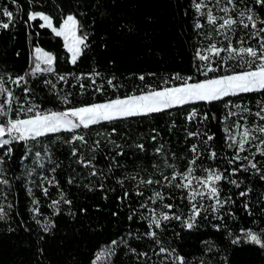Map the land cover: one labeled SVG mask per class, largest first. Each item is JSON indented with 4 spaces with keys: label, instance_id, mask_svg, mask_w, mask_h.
Here are the masks:
<instances>
[{
    "label": "trees",
    "instance_id": "16d2710c",
    "mask_svg": "<svg viewBox=\"0 0 264 264\" xmlns=\"http://www.w3.org/2000/svg\"><path fill=\"white\" fill-rule=\"evenodd\" d=\"M195 3L0 0V25L9 24L0 26V123L248 71L246 54L209 49H259L264 5L203 0L197 11ZM248 9L256 28L239 15ZM33 12L55 28L76 17L87 47L75 64L61 36L29 19ZM221 18L237 23L221 29ZM36 49L54 58L51 67L35 69ZM262 109L264 89L237 92L0 146V264H264V248L247 239L252 231L264 241ZM245 128L256 138L240 151ZM189 168L191 184L221 175L218 197L191 198L182 186Z\"/></svg>",
    "mask_w": 264,
    "mask_h": 264
},
{
    "label": "snow or ice",
    "instance_id": "6c2138e0",
    "mask_svg": "<svg viewBox=\"0 0 264 264\" xmlns=\"http://www.w3.org/2000/svg\"><path fill=\"white\" fill-rule=\"evenodd\" d=\"M257 3L264 5V0H257ZM194 6L197 11H200L202 7H205V5L203 4V0H201V3H195ZM223 10L225 12L229 11L227 8ZM3 15L11 18L13 13L4 10ZM239 15H247V19L251 22L252 27L256 28V18L254 14H252L251 9H248L246 12L241 11ZM37 17L44 21L41 27L46 26L48 28H51L57 36L64 37L66 41V47L68 48V51L72 54V63L75 64L78 57L82 54L81 46L87 47V34H77L79 30V22L76 17L73 15H68L66 19L63 20V23L59 29L53 27L51 17L45 15L42 12L31 13L29 19L35 20ZM207 18L210 23H216L217 17L212 15L210 11L207 14ZM221 19L223 21L219 25L221 29H230L233 24L237 23L236 20L231 18ZM261 23H264V21H261ZM0 26L7 29L9 27V24L3 23ZM243 26L245 28L248 27L247 24H244ZM196 27L199 28L200 25L197 24ZM260 32H264V28L258 29L255 35L258 36ZM209 51H214L217 54L220 51H228L230 57H232V54H236L241 57L246 54L247 56L252 58L251 60L247 61L249 65V70L241 71L240 73L234 75L223 76L218 79H206L204 81L195 83L187 82V80L191 79L189 77L187 78V80H185L182 85L178 87H165L159 91L152 90L149 91L147 94L139 96L134 95L124 99L118 98L108 103L92 104L90 106L73 108L65 112H51L50 114L44 115L36 114L28 119L9 120L6 125L0 123V138L4 137L6 134H8L10 137L9 139H0V146L10 144L12 140H28L30 138H35L40 135H43L45 133L58 132L62 128L73 129L79 128L80 126L87 128L89 125L95 124L101 120H112L118 117H130L140 114L160 112L163 109L172 107L174 105H182L189 101H213L218 100L229 94H236L237 92H250L254 90L264 89V42L261 43L259 49L253 47H240L239 49H236L231 46V43H229L228 49H220L217 48L215 45H212ZM37 52L39 53L41 52V50L37 49ZM197 56L201 60L208 59L207 56L201 55L199 52H197ZM43 58L49 65L52 64L54 59L49 54H44ZM256 61H259L256 70H251V64L255 63ZM35 69L40 70L39 63L36 64ZM60 79H64V77H60ZM141 79H143V77H141ZM177 79H179V77H177ZM19 80H23V77H20ZM19 80L15 82L19 83ZM109 83H111V81H109ZM7 95L11 99L12 93L8 92ZM256 115L260 116L261 119H264V116H261L260 112H257ZM255 131L264 133V126H258ZM78 138L83 140L82 136ZM250 138L256 137L252 136V130L245 128L242 133L241 141L239 143L240 151L244 150V144ZM209 139H211V137H209ZM261 143H264V140H262ZM139 147L143 148V145H140ZM157 151L159 152L160 149H157ZM192 151L196 152L195 146H193ZM10 152L11 148L8 149V153ZM212 155L214 156L215 153H213ZM0 163H2V159H0ZM192 163L194 164L195 160H193ZM252 167L255 168L256 165L253 164ZM191 173L192 169L189 168L185 179H188V177L191 176ZM173 179H175V176L173 177ZM220 179L221 175L210 173L205 180V184L209 186L210 194L213 197H218L219 193L218 189L215 186H212V182L214 180L219 181ZM151 182L152 181H148V183ZM4 183H7V181H4ZM188 184H191V179H188ZM182 186L187 187L188 185ZM241 195H245V193H241ZM156 196L160 197V193H156ZM217 203H220L219 199H217ZM167 207H171V205H168ZM2 214L3 209L0 208V218H2ZM195 215H199L198 210L195 212ZM167 218V216H164V219ZM154 223L159 226L158 220L154 221ZM192 226V223L187 224L188 228H191ZM47 230L48 229L45 228V231ZM151 235L154 236L155 233H151ZM247 239L248 241L254 242L255 244L264 248V241H262L260 234L248 231ZM112 243L116 244L117 242L113 241ZM161 251H165V249L161 248ZM111 254L112 253L109 250V255ZM97 259H100V257L98 256ZM183 259V257H178V260L181 262V264H183Z\"/></svg>",
    "mask_w": 264,
    "mask_h": 264
},
{
    "label": "rangeland",
    "instance_id": "374dc122",
    "mask_svg": "<svg viewBox=\"0 0 264 264\" xmlns=\"http://www.w3.org/2000/svg\"><path fill=\"white\" fill-rule=\"evenodd\" d=\"M66 19V18H65ZM42 23H44V21L42 20ZM60 28V27H59ZM59 28H57V29H59ZM62 37V36H61ZM62 39H63V41H64V46H65V48L68 50V48L66 47V41H65V39H64V37H62ZM41 50V49H40ZM70 53V58H71V60H72V54H71V52H69ZM44 54H48V53H46V52H44V51H42L41 50V52H37V49L35 50V52H34V55H35V58L39 61V64L41 63V64H43V65H46V66H48V67H51V65H49V64H47L46 63V61H45V59L43 58L44 57ZM143 95V94H142ZM108 103V102H107ZM69 111V110H68ZM50 114V113H49ZM31 118V117H30ZM25 119H28V118H25ZM78 122V121H77ZM62 129H64V128H62ZM6 136H9L8 134H6L4 137H2V138H0V139H7V137ZM206 180V179H205ZM205 180H203L201 183H199V182H196V181H194V183L193 184H190V185H188L187 187H188V192H189V195H190V197L191 198H194L195 197V194L196 193H209V195L211 196V194H210V188H209V186L207 185V184H205ZM212 186H214V181L212 182Z\"/></svg>",
    "mask_w": 264,
    "mask_h": 264
}]
</instances>
